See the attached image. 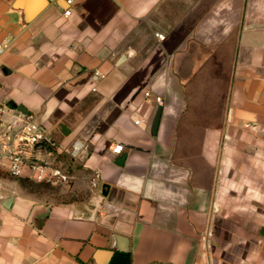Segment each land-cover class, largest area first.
I'll return each mask as SVG.
<instances>
[{"label":"crops","instance_id":"0c3cea01","mask_svg":"<svg viewBox=\"0 0 264 264\" xmlns=\"http://www.w3.org/2000/svg\"><path fill=\"white\" fill-rule=\"evenodd\" d=\"M66 9L0 0V104L37 117L57 148L28 154L72 194L1 166L0 264H264V0Z\"/></svg>","mask_w":264,"mask_h":264},{"label":"built area","instance_id":"2783aa9c","mask_svg":"<svg viewBox=\"0 0 264 264\" xmlns=\"http://www.w3.org/2000/svg\"><path fill=\"white\" fill-rule=\"evenodd\" d=\"M77 1L65 0L67 6L65 16L72 15V8ZM158 38L163 41L165 36L159 35ZM10 46L9 41L1 43L0 54L7 51ZM145 96L150 98L151 93L148 91ZM155 101L158 105L163 104L161 97H156ZM8 111L7 105L0 104V167L7 162L6 171L13 178L27 177L32 181L51 186L67 183L70 176L62 169L28 154V149L57 148L56 142L46 135L38 123L37 117L29 113H19L11 119H6ZM83 151L84 147L80 143H76L71 154L73 157H77ZM123 151V145H115L112 148V153L115 155H120ZM100 180V173L94 172L90 181L91 188L97 190Z\"/></svg>","mask_w":264,"mask_h":264},{"label":"rangeland","instance_id":"374dc122","mask_svg":"<svg viewBox=\"0 0 264 264\" xmlns=\"http://www.w3.org/2000/svg\"><path fill=\"white\" fill-rule=\"evenodd\" d=\"M24 187L29 193L40 199L67 200L71 199V193L62 192L59 186H51L35 181L24 182Z\"/></svg>","mask_w":264,"mask_h":264},{"label":"water","instance_id":"95a60500","mask_svg":"<svg viewBox=\"0 0 264 264\" xmlns=\"http://www.w3.org/2000/svg\"><path fill=\"white\" fill-rule=\"evenodd\" d=\"M10 106L11 107H14V104L13 103H10ZM24 113H26V112H24ZM160 115H161V109H159L158 115H157V117H156V119L154 121V124H153V127H152L153 133H156V131H157V128H158V125H159ZM125 158H126V156H122L116 162L119 165H122L124 163V161H125ZM106 188H107L106 186H103V189H102V194L103 195H106L107 194L106 191H105ZM11 201H12V198L7 199L6 202H5L6 204H4V206L5 207H8V204L11 203Z\"/></svg>","mask_w":264,"mask_h":264}]
</instances>
